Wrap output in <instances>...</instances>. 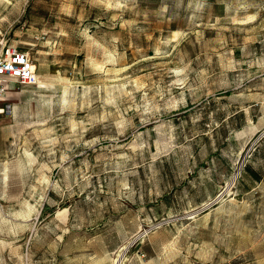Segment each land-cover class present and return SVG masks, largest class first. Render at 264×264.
<instances>
[{
    "label": "rangeland",
    "instance_id": "rangeland-1",
    "mask_svg": "<svg viewBox=\"0 0 264 264\" xmlns=\"http://www.w3.org/2000/svg\"><path fill=\"white\" fill-rule=\"evenodd\" d=\"M2 39L0 264H264V0H0Z\"/></svg>",
    "mask_w": 264,
    "mask_h": 264
},
{
    "label": "built area",
    "instance_id": "built-area-1",
    "mask_svg": "<svg viewBox=\"0 0 264 264\" xmlns=\"http://www.w3.org/2000/svg\"><path fill=\"white\" fill-rule=\"evenodd\" d=\"M35 65L28 53L0 40V100L9 86H29L36 83ZM4 103L2 111L10 109Z\"/></svg>",
    "mask_w": 264,
    "mask_h": 264
},
{
    "label": "bare ground",
    "instance_id": "bare-ground-1",
    "mask_svg": "<svg viewBox=\"0 0 264 264\" xmlns=\"http://www.w3.org/2000/svg\"><path fill=\"white\" fill-rule=\"evenodd\" d=\"M2 111V108L0 107V112ZM8 113V112H7ZM137 239V238H136ZM117 258V257H116ZM118 260V259H117ZM115 264V263H114Z\"/></svg>",
    "mask_w": 264,
    "mask_h": 264
}]
</instances>
